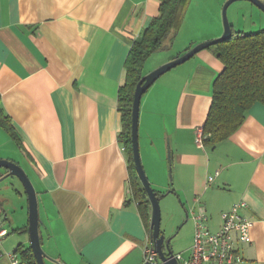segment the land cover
<instances>
[{
  "label": "crops",
  "instance_id": "obj_1",
  "mask_svg": "<svg viewBox=\"0 0 264 264\" xmlns=\"http://www.w3.org/2000/svg\"><path fill=\"white\" fill-rule=\"evenodd\" d=\"M226 1L216 0L215 12ZM161 2L0 0V109L16 136L0 125V159L23 164L35 187L46 264H144L149 234L132 197L128 155L118 139L123 127L118 93L131 47L159 15ZM193 2L188 12L199 8ZM243 6L264 20L253 3ZM219 20L215 17L198 42L178 46L175 37L171 44L177 48L150 58L159 57L153 70L194 43L221 37ZM223 68L206 49L151 86L140 105L141 155L152 165L148 179L161 199L175 195L185 214L204 206L212 232L220 230L223 212L246 202L242 215L254 225L251 242L239 244L242 264H264V104L253 105L239 129L214 148L197 143ZM157 111L163 115L160 133L152 129ZM13 146L22 164L8 152ZM19 192L17 207L0 196V218L9 231L5 252L30 247L28 201ZM0 264L11 261L6 257Z\"/></svg>",
  "mask_w": 264,
  "mask_h": 264
},
{
  "label": "trees",
  "instance_id": "obj_2",
  "mask_svg": "<svg viewBox=\"0 0 264 264\" xmlns=\"http://www.w3.org/2000/svg\"><path fill=\"white\" fill-rule=\"evenodd\" d=\"M190 1L162 0L159 15L131 47L125 63V83L118 93V110L123 125L118 139L128 155L132 197L148 229L151 244V203L137 175L132 152L134 94L138 83L149 73L146 70L150 58L162 50L168 39L173 41L179 34ZM208 49L224 65L223 71L214 82L212 105L202 127L203 143L214 148L239 129L253 105L264 104V29L245 34L233 28V37L230 40L219 42ZM0 125L9 135L16 137L9 118L1 109ZM157 195L162 197L159 192ZM15 252L19 255L21 264H37L30 247L21 245Z\"/></svg>",
  "mask_w": 264,
  "mask_h": 264
},
{
  "label": "rangeland",
  "instance_id": "obj_3",
  "mask_svg": "<svg viewBox=\"0 0 264 264\" xmlns=\"http://www.w3.org/2000/svg\"><path fill=\"white\" fill-rule=\"evenodd\" d=\"M197 2L200 3L201 5V6L199 5L198 9L193 7L189 12L187 10L185 12L186 20H184L183 22L182 28L179 32L180 34L177 35L178 37L176 36L178 46H180L181 42H189V40L198 42V40H201L203 36H206L211 31L213 23L215 21V17L220 19L223 25L222 11H223L224 5L222 6L220 12H215L216 0H200V1L197 0ZM245 3H249V2L246 0H241V1H236L230 5L231 7V8L229 7L230 10L229 8L227 10L229 21L235 22V29L238 30V32H243L245 34L256 33V32H259L260 30H263L264 20L261 19L259 14H257V12H253L245 8L243 6L245 5ZM193 5H195V0L193 2ZM234 7H237V9L233 10ZM258 11H260L259 13L264 15V12L262 10L259 9ZM168 40L165 42L162 50L159 51L157 54L166 56L167 53L166 54H161V53L163 51H167L168 47L172 48L173 46H175L177 48V44H174V43L171 44L172 40H170V42ZM203 42H206V41H203ZM200 43L202 42L194 43V44L198 45ZM196 45H193V47H195ZM170 56H168L167 58H169ZM158 60H159V57L154 56L149 62L146 72L150 73L151 71H153V68H155L159 64ZM154 116L155 118L153 121L152 129H154L155 132L160 133L161 130L159 128L161 125L160 122L163 121V115L161 112L157 111V113ZM140 131H141V134H144L143 129H140ZM8 150H9L8 152H12L11 153L12 156L16 160H19L22 164L21 157H19L20 154L16 150V148L14 146L8 147ZM141 158H142V163H143L145 172L146 174H148L147 177L149 176L150 178H152L151 176V166L152 165H149V163L147 164L146 157L143 154L141 155ZM154 159L155 161H160L162 165L163 163H165L166 165V162H163V160L160 159L159 157L155 156ZM165 159L168 160V154L167 156L165 155ZM159 165L162 166L161 164ZM20 166L24 168L23 164ZM154 168H157V165H155ZM0 173L1 174L4 173V170L0 169ZM172 177H173L172 167H168L167 179L169 180V185L173 183ZM151 182L152 181H150V183ZM164 182H165V179H164ZM12 183H14L15 188L24 192L23 186L19 183L17 179L8 178L5 181L0 183V196H4L6 199L13 202V205H12L13 207H17L19 195L16 192H14L12 188L7 189V187L9 188L10 184ZM151 186L153 187L154 190L158 189L156 185H153L152 183H151ZM169 191L167 190V192ZM25 197L27 198L26 195ZM160 206H161V212H162V222H161L162 232L165 234L167 238H172L171 246H172L174 253L176 255H183V257H186L188 255V250L193 243V237H194L193 221L191 219H187V216L184 210H182L181 202L178 198H176L175 195L167 194V196L160 199ZM15 213H16V208H14L11 211V214H15ZM17 213H18V210H17Z\"/></svg>",
  "mask_w": 264,
  "mask_h": 264
},
{
  "label": "water",
  "instance_id": "obj_4",
  "mask_svg": "<svg viewBox=\"0 0 264 264\" xmlns=\"http://www.w3.org/2000/svg\"><path fill=\"white\" fill-rule=\"evenodd\" d=\"M236 1L241 0H227L223 6L222 16H223V26L224 32L221 37L202 42L195 47L189 49L183 55H180L173 60L161 65L150 73L146 74L141 81L138 83L132 107V152L134 164L136 167L137 175L148 195L149 201L151 203V232L153 245L158 253L159 259L162 264H180L176 254L174 253L171 242L172 238H167L161 230L162 222V212L160 206V197L157 192L151 186V183L145 172L141 152H140V142H139V118H140V105L143 95L153 86V84L164 74L172 70L173 68L187 62L200 52L208 49L209 47L223 41L230 40L233 37V27L228 19L227 10L231 4ZM253 3L260 10L264 12V1L262 0H246ZM0 169L4 170V173H0V183L8 178L17 179L19 183L23 186L24 192L27 196L28 201V211H29V239L30 248L33 251L37 264H46L45 259L47 255L42 247L41 234H40V215H39V205L38 198L35 187L29 178L27 172L18 163L0 159ZM12 188L14 192L20 195L19 189L15 188L14 183L10 184L9 188ZM187 219H189V214L186 212Z\"/></svg>",
  "mask_w": 264,
  "mask_h": 264
},
{
  "label": "built area",
  "instance_id": "obj_5",
  "mask_svg": "<svg viewBox=\"0 0 264 264\" xmlns=\"http://www.w3.org/2000/svg\"><path fill=\"white\" fill-rule=\"evenodd\" d=\"M203 128L197 130V143H203ZM124 150V149H123ZM209 176L208 183L214 181V176ZM247 208L244 201L235 203L229 210L222 213V226L219 231L212 232L208 227V216L202 205H197L189 211V218L194 223L193 245L187 259L176 255L180 264H242L244 258L240 253L239 244L251 242V229L254 222L242 215V210ZM9 235L8 229L0 218V260L8 257L11 264H21V259L15 251L5 252L3 241ZM144 264H162L153 244L148 242L144 249Z\"/></svg>",
  "mask_w": 264,
  "mask_h": 264
}]
</instances>
